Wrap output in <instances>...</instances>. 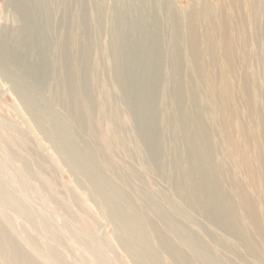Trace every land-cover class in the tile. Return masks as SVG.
Returning <instances> with one entry per match:
<instances>
[{
	"label": "rangeland",
	"instance_id": "rangeland-1",
	"mask_svg": "<svg viewBox=\"0 0 264 264\" xmlns=\"http://www.w3.org/2000/svg\"><path fill=\"white\" fill-rule=\"evenodd\" d=\"M0 264H264V0H0Z\"/></svg>",
	"mask_w": 264,
	"mask_h": 264
}]
</instances>
